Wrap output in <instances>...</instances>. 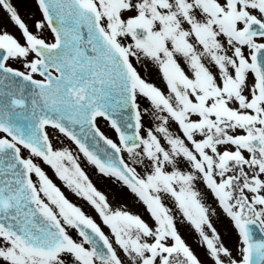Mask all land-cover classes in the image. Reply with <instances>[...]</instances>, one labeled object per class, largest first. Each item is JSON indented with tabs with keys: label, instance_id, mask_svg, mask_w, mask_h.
<instances>
[{
	"label": "snow or ice",
	"instance_id": "snow-or-ice-1",
	"mask_svg": "<svg viewBox=\"0 0 264 264\" xmlns=\"http://www.w3.org/2000/svg\"><path fill=\"white\" fill-rule=\"evenodd\" d=\"M22 2L31 24L0 0V264H264V0Z\"/></svg>",
	"mask_w": 264,
	"mask_h": 264
},
{
	"label": "rangeland",
	"instance_id": "rangeland-1",
	"mask_svg": "<svg viewBox=\"0 0 264 264\" xmlns=\"http://www.w3.org/2000/svg\"><path fill=\"white\" fill-rule=\"evenodd\" d=\"M13 2L15 4H17V6L19 7L20 13H21L22 17L26 20V22L31 24L32 23L31 14H32V12L35 11L34 3L22 2V0H13ZM0 16H4L6 22L8 23L9 29L12 30V31H17V34H18V30L11 24L10 21H7V14L4 13L2 9H0ZM65 143H67V141ZM99 186L102 187V188H105L106 190H108L107 185H105V184H100ZM64 190L67 191V189H64ZM70 194H71V197H70L71 199L77 200V198L71 192H70ZM209 198L211 199L210 196H209ZM77 202H80V201H77ZM128 202L131 203L130 200ZM218 227H219V225H218ZM221 230H223V229L221 228ZM183 231H184V233H185V235H186V237L188 239V242L194 247V249L197 251V253L203 259H207V257L204 254V249L197 246L196 234L193 233V232L188 231L187 228L183 229ZM233 240H234V237L232 238V240L229 241V243L230 244H234L235 240L234 241ZM209 264H210V262H209Z\"/></svg>",
	"mask_w": 264,
	"mask_h": 264
},
{
	"label": "flooded vegetation",
	"instance_id": "flooded-vegetation-1",
	"mask_svg": "<svg viewBox=\"0 0 264 264\" xmlns=\"http://www.w3.org/2000/svg\"><path fill=\"white\" fill-rule=\"evenodd\" d=\"M53 178L55 179V177H53ZM56 182H57V183H60L59 180H57ZM66 194H67L69 197H71V194H70V192H69L68 190L66 191Z\"/></svg>",
	"mask_w": 264,
	"mask_h": 264
},
{
	"label": "bare ground",
	"instance_id": "bare-ground-1",
	"mask_svg": "<svg viewBox=\"0 0 264 264\" xmlns=\"http://www.w3.org/2000/svg\"><path fill=\"white\" fill-rule=\"evenodd\" d=\"M234 240H235V238H234ZM234 240H233V241H234Z\"/></svg>",
	"mask_w": 264,
	"mask_h": 264
}]
</instances>
